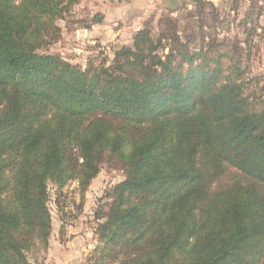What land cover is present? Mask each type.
Wrapping results in <instances>:
<instances>
[{
	"label": "trees",
	"instance_id": "trees-1",
	"mask_svg": "<svg viewBox=\"0 0 264 264\" xmlns=\"http://www.w3.org/2000/svg\"><path fill=\"white\" fill-rule=\"evenodd\" d=\"M79 2L0 0V264L47 248L49 183L84 189L104 162L123 179L97 224L101 264H264V110L246 83L193 65L205 49L170 15L109 64L46 51Z\"/></svg>",
	"mask_w": 264,
	"mask_h": 264
},
{
	"label": "rangeland",
	"instance_id": "rangeland-1",
	"mask_svg": "<svg viewBox=\"0 0 264 264\" xmlns=\"http://www.w3.org/2000/svg\"><path fill=\"white\" fill-rule=\"evenodd\" d=\"M100 2L80 0L71 5L57 20V37L46 51L82 68L99 66L102 62L109 64L116 50L132 47L136 30L153 27V35H158L155 29L158 18L169 15L159 12L160 8L159 11L150 8L143 12L121 11L117 15L112 1L106 7L100 6ZM169 5L179 7L170 16L177 22L182 44L190 51L205 49L206 59L197 55L193 65L203 62L206 68H221L218 83L228 79L245 82L244 92L264 110V0H204L195 6L182 5L183 8L173 0ZM101 8H105L104 15L98 14L101 21L91 23L96 10L101 12ZM166 45L165 50L170 47V41ZM221 54H225L222 59L218 58ZM175 63L183 70L188 66L180 56H176ZM122 179L120 166L104 162L84 189L75 180L62 188L49 183V243L47 248L30 252L31 263L101 264L93 252L99 244L96 228L110 202L108 191Z\"/></svg>",
	"mask_w": 264,
	"mask_h": 264
},
{
	"label": "crops",
	"instance_id": "crops-1",
	"mask_svg": "<svg viewBox=\"0 0 264 264\" xmlns=\"http://www.w3.org/2000/svg\"><path fill=\"white\" fill-rule=\"evenodd\" d=\"M112 1L113 5L115 7V9H117L118 14L120 15L121 11L122 13H128V11H140L143 12L144 10H148L149 8L151 9L150 11H154V10H158L159 8V12H166L169 13V15H173V13H176V8L179 7H172L169 5L170 1L173 0H127L126 2H124V0H101L100 2V6H105L107 5V2ZM180 3L181 7L183 8V4L181 1H184L186 4H191V0H176ZM111 3V4H112ZM183 5V6H182ZM105 8H101V12L99 10H96V12L98 13H102V15H104V10Z\"/></svg>",
	"mask_w": 264,
	"mask_h": 264
}]
</instances>
